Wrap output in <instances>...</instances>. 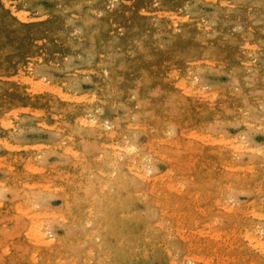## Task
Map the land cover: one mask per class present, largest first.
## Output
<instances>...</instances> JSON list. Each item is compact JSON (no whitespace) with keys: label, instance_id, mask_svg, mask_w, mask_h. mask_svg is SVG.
Returning <instances> with one entry per match:
<instances>
[{"label":"rangeland","instance_id":"rangeland-1","mask_svg":"<svg viewBox=\"0 0 264 264\" xmlns=\"http://www.w3.org/2000/svg\"><path fill=\"white\" fill-rule=\"evenodd\" d=\"M0 7V264H264V0Z\"/></svg>","mask_w":264,"mask_h":264},{"label":"bare ground","instance_id":"bare-ground-1","mask_svg":"<svg viewBox=\"0 0 264 264\" xmlns=\"http://www.w3.org/2000/svg\"><path fill=\"white\" fill-rule=\"evenodd\" d=\"M169 1H170V0H169ZM104 2H105V1H104ZM99 3H100V1H99ZM3 5H4V4H3ZM109 5H110V4H109ZM112 5H113V4H112ZM100 7H101V6H100ZM112 7H113V6H112ZM0 8H1V7H0ZM8 8H9V7H8ZM108 8H109V7H108ZM110 9H111V8H110ZM0 10H1V9H0ZM0 12H1V11H0ZM90 15H91V14H90ZM5 17H6V16H5ZM91 19H92V18L90 17V20H91ZM200 19H201V18H200ZM221 19H222V17H221ZM7 20H8V19H7ZM1 21H2V20H1ZM90 24H91V23H90ZM234 24H235V23H234ZM12 26H13V25H12ZM8 27H9V26H8ZM231 27H232V26H231ZM6 28H7V27H6ZM40 28H42V27H40ZM8 29H9V28H8ZM38 29H39V28H38ZM43 29H44V28H43ZM0 30H2V29L0 28ZM23 30H24V29H23ZM25 30H26V29H25ZM45 30H46V29H45ZM42 31H43V30H42ZM2 33H3V32H2ZM12 33H13V32H12ZM14 33H16V32H14ZM24 33H25V32H24ZM5 34H6V33H5ZM16 34H18V33H16ZM49 34H50V33H49ZM98 34H99V32H98ZM96 35H97V33H96ZM93 36H95V35H93ZM98 36H99V35H98ZM11 37H12V36H11ZM25 37H26V36H25ZM6 39H7V38H6ZM6 39H5V40H6ZM8 39H9V38H8ZM8 39H7V40H8ZM95 39H97V37H96ZM187 39H188V38H187ZM25 40H26V39H25ZM188 41H189V40H188ZM4 42H6V41H4ZM20 43H21V41H20ZM20 43H19V44H20ZM22 43H23V42H22ZM97 45H98V44H97ZM233 45H234V44H233ZM233 45H232V46H233ZM95 46H96V45H95ZM97 47H98V46H97ZM97 47H96V48H97ZM234 47H235V46H234ZM12 48H13V47H12ZM16 48H17V47H16ZM98 48H99V47H98ZM98 48H97V49H98ZM18 49H19V48H18ZM49 50H50V49H49ZM95 50H96V49H95ZM232 50H233V49H232ZM96 51H97V50H96ZM12 52H13V51H12ZM15 52H16V51H15ZM225 53H226V52H225ZM12 54H13V53H12ZM12 54H11V55H12ZM96 54H98V52H97ZM228 54H229V53H228ZM231 54H232V53H231ZM0 55H1V54H0ZM12 56H13V55H12ZM226 56H227V55H226ZM92 57H93V56H92ZM91 61H92V59H91ZM91 61H90V62H91ZM0 66H2V65H0ZM4 66H5V65H4ZM5 68H6V67H5ZM5 68H4V69H5ZM115 79H116V78H115ZM117 79H118V78H117ZM69 80H70V79H69ZM237 80H238V79H237ZM193 81H194V80H193ZM237 82H238V81H237ZM116 83H117V82H116ZM118 83H119V82H118ZM238 83H239V82H238ZM194 84H195V81H194ZM233 85H236V84H233ZM116 94H117V92H116ZM5 95H6V94H5ZM118 96H120V94H119ZM118 96H117V97H118ZM1 97H2V96H1ZM6 97H7V96H6ZM9 98H10V97H9ZM4 99H6V98H4ZM9 100H10V99H9ZM6 101H7V100H6ZM117 101H118V100H117ZM7 102H8V101H7ZM3 103H4V102H3ZM8 103H9V102H8ZM100 105H101V104H100ZM90 107H92V106H90ZM94 109H95V108H94ZM98 109H99V108H98ZM102 111H103V110H102ZM87 112H88V111H87ZM93 112H94V111H93ZM96 112H97V111H96ZM85 113H86V112H85ZM88 113L90 114L91 112H88ZM91 114H92V113H91ZM95 114H96V113H95ZM100 115H101V114H100ZM100 115H99V116H100ZM87 119H88V118H87ZM24 121H25V120H24ZM83 121H84V120H83ZM16 122H17V121H16ZM86 122H87V121H86ZM96 122H97V121H96ZM104 122H105V121H104ZM111 122H113V121H111ZM119 122H121V121H119ZM90 123H91V122H90ZM92 123H93V122H92ZM4 124H5V122H4ZM101 124H102V123H101ZM104 124H105V123H104ZM9 125H11V123H10ZM102 125H103V124H102ZM25 126H26V125H25ZM30 126H31V125H30ZM87 126H88V124H87ZM96 126H97V125H96ZM11 127H12V126H11ZM99 127H100V126H99ZM17 128H19V126H18ZM23 128H24V127H23ZM99 129H100V128H99ZM122 129H123V128H122ZM13 130H14V129H13ZM16 130H18V129H16ZM75 130H76V129H75ZM95 130H96V129H95ZM95 130H94V131H95ZM118 130H119V129H118ZM122 131H123V130H122ZM124 131H125V130H124ZM120 132H121V131H120ZM126 132H127V131H126ZM126 132H125V133H126ZM238 133H239V132H238ZM121 134H122V133H121ZM127 135H129V133H128ZM84 136H85V135H84ZM89 136H90V135H89ZM78 137H79V136H78ZM82 138H83V137H82ZM79 139H80V138H79ZM126 139H127V137H126ZM91 140H92V139H91ZM121 140H122V139H121ZM87 141H88V140H87ZM123 141H124V140H123ZM123 141H122V142H123ZM129 143H130V142H129ZM91 144H92V143H91ZM126 144H127V143H126ZM132 144H133V143H132ZM240 144H241V143H240ZM128 145H129V144H128ZM128 145H127V146H128ZM133 147H134V146H133ZM121 149H122V148H121ZM38 150H39V149H38ZM123 150H124V148H123ZM94 152H95V151H94ZM124 152H125V150H124ZM126 152H128V151H126ZM35 153H36V152H35ZM92 153H93V152H92ZM131 154H132V153H131ZM131 154H130V155H131ZM29 155H30V154H29ZM33 155H35V154H33ZM102 155H103V154H102ZM127 155H129V154H127ZM35 156H36V155H35ZM109 156H110V154H109ZM143 156H144V155H143ZM111 157H112V156H111ZM129 157H130V156H129ZM140 157H141V156H140ZM144 157H145V156H144ZM29 158H30V156H29ZM31 158H32V156H31ZM133 158H134V157H133ZM136 158H137V156H136ZM32 159H33V158H32ZM100 159H101V158H100ZM102 159H103V158H102ZM107 159H108V158H107ZM140 159H141V158H140ZM103 160H104V159H103ZM116 160H117V159H116ZM134 160H135V159H134ZM29 161H30V160H29ZM95 161H96V160H95ZM104 161H105V160H104ZM112 161H113V159H112ZM128 161H129V160H128ZM132 161H133V160H132ZM135 161H136V160H135ZM105 162H106V161H105ZM129 162H130V161H129ZM129 162H128V163H129ZM112 163H113V162H112ZM132 163H133V162H132ZM141 163H142V162H141ZM108 164H109V163H108ZM21 165H22V164H21ZM123 165H124V164H123ZM130 165H131V164H130ZM130 165H129V166H130ZM25 166H26V165H25ZM101 166H102V164H101ZM112 166H113V164H112ZM124 166H125V165H124ZM144 166H145V164H144ZM144 166H142V167H144ZM21 167H22V166H21ZM103 167H104V166H103ZM106 168H107V167H106ZM112 168H113V167H112ZM114 168H115V167H114ZM126 168H127V167H126ZM140 168H141V167H140ZM39 169H40V168H39ZM41 169H42V168H41ZM108 169H111V168H108ZM144 169H145V167H144ZM146 169H147V168H146ZM35 170H36V168H35ZM37 170H38V169H37ZM48 170H49V169H48ZM127 170H129V169H127ZM101 171H102V170H101ZM114 171H115V170H114ZM123 171H124V170H123ZM94 172H95V171H94ZM97 172H98V171H97ZM105 172H106V171H105ZM107 172H108V171H107ZM112 172H113V171L109 172L108 175H109L110 173H112ZM143 172H145V171H143ZM143 172H142V173H143ZM146 172H147V171H146ZM17 173H18V172H17ZM98 173H99V172H98ZM52 174H53V173H52ZM96 174H97V173H96ZM121 174H122V173H121ZM125 174H126V173H125ZM103 175H104V173H103ZM126 175H127V174H126ZM126 175H125V177H126ZM19 176H20V175H19ZM136 176H137V175H136ZM138 176H141V175H138ZM138 176H137V177H138ZM142 176H143V175H142ZM142 176H141V177H142ZM82 177H83V176H82ZM88 177H89V176H88ZM131 177H132V176H131ZM7 178H8V177H7ZM11 178H13V177H11ZM108 178H109V176H108ZM15 179H16V178H15ZM75 179H76V178H75ZM80 179H81V178H80ZM80 179H79V181H80ZM140 179H141V178H140ZM33 180H34V179H33ZM36 180H37V178H36ZM81 180H82V179H81ZM100 180H101V179H100ZM105 180H106V179H105ZM105 180H104V181H105ZM123 180H124V179H123ZM132 180H133V179H132ZM5 181H6V180H5ZM27 181H28V180H27ZM85 181H86V179H85ZM85 181H84V182H85ZM90 181H91V179H90ZM115 181H117V180H115ZM15 182H16V181H15ZM34 182H35V180H34ZM134 182H136V181H134ZM24 183H25V182H24ZM73 183H74V182H73ZM105 183L107 184V182H105ZM105 183H104V184H105ZM9 184H11V183H9ZM80 184H81V182H80ZM87 184H88V183H87ZM106 184H105V187L107 186ZM137 184H138V183H137ZM7 185H8V184H7ZM138 185H140V183H139ZM9 186H10V185H9ZM16 186H17V185H16ZM69 186H70V185H69ZM69 186H68V187H69ZM71 186H72V185H71ZM68 187H67V188H68ZM72 187H73V186H72ZM133 187H134V186L132 185V188H133ZM99 188H100V187H99ZM118 188H121V187H118ZM71 189H72V188H71ZM75 189H76V188H75ZM101 189H102V187H101ZM103 189H106V188H103ZM107 189H108V187H107ZM135 189H138V188H135ZM69 190H70V188H69ZM101 191L103 192V190H101ZM135 191H136V190H135ZM135 191H134V192H135ZM74 193H75V192H74ZM71 194H72V193H71ZM103 194H104V193H103ZM104 195H105V194H104ZM79 196H80V193H79ZM81 196H82V195H81ZM112 196H113V195H112ZM80 198H81V197H80ZM79 202H80V201H79ZM116 202H117V200H116ZM12 203H13V202H12ZM85 203H87V202L85 201ZM85 203H84V204H85ZM93 203H94V202H93ZM21 204H22V203H21ZM82 204H83V203H82ZM82 204H81V205H82ZM17 205H18V204H17ZM77 206H79V205H77ZM77 206H76V207H77ZM18 207H19V206H18ZM23 207H24V205H23ZM76 207H75V208H76ZM20 208H21V207H20ZM89 208H91V207H89ZM145 208L147 209V207H145ZM16 209H17V208H16ZM25 209H26V208H25ZM72 209H73V208H72ZM83 209H84V208H83ZM83 209H82V210H83ZM146 209H145V210H146ZM17 210L19 211V209H17ZM20 210H22V208H21ZM76 210H79L78 207H77ZM76 210H74L75 213L77 212ZM89 210H91V209H89ZM110 210H111V209H110ZM74 211H71V212H74ZM84 211H85V209H84ZM12 212H13V211H12ZM30 212H31V211H30ZM30 212H29V213H30ZM78 212H80V211H78ZM81 212H82V211H81ZM90 212H91V211H90ZM131 212H132V211H131ZM134 212L136 213V211H134ZM145 212H146V211H145ZM147 212H148V210H147ZM10 213H11V212H10ZM88 213H89V212H88ZM88 213H87V215H88ZM109 213H110V211H109ZM126 213H127V212H126ZM143 213H144V212H143ZM71 214H72V213H71ZM76 214H78V213H76ZM76 214H75V215H76ZM84 214H85V213H84ZM91 214H92V213H91ZM91 214H90V215H91ZM129 214H131V213H129ZM7 215H9V213H8ZM69 215H70V214H69ZM92 215H93V214H92ZM122 215H123V214H122ZM127 215H128V214H127ZM73 216H74V214H73ZM73 216H72V217H73ZM78 216H80V213H79ZM95 216H96V215H95ZM95 216H94V217H95ZM124 216H125V214H124ZM124 216H123V217H124ZM130 216H131V215H130ZM29 217H31V216H29ZM80 217H81V216H80ZM83 217H84V216H83ZM125 217H126V216H125ZM37 218H38V217H37ZM37 218H36V219H37ZM81 218H82V217H81ZM86 218H87V217H86ZM149 218H150V217H149ZM31 219H33V217H32ZM76 219H77V218H76ZM83 219H85V218H83ZM72 220H73V219H72ZM85 220H86V219H85ZM85 220H84V221H85ZM100 220H102V219H100ZM29 221H31L30 218H29ZM33 221H34V220H33ZM39 221H40V219H39ZM41 221H42V220H41ZM73 221H74V220H73ZM76 221H77V220H76ZM78 221H79V218H78ZM80 221H81V220H80ZM80 221H79V224L81 223ZM114 221H115V218H114ZM31 222H32V221H31ZM98 222H99V221H98ZM29 223H30V222H29ZM32 223H33V222H32ZM37 223H38V222H37ZM70 223H71V221H70ZM86 223H88V222H86ZM100 223H101V222H100ZM130 223H131V222H130ZM130 223H129V225H130ZM140 223H141V222H140ZM140 223H139V224H140ZM10 224H11V223H10ZM34 224H35V223H34ZM38 224H39V223H38ZM38 224L35 225L34 228L31 229V232H32L31 235L33 234L32 236H34V237H33L34 239H33L32 237H31V238H32L33 240H35V237H37V239L41 241V239H43L44 236L41 235V231H40L41 228H38ZM41 224H43V223H41ZM97 224H99V223H97ZM120 224H121V223H120ZM126 224H127V223H126ZM28 225H29V224H28ZM30 225H31V224H30ZM72 225H73V224H72ZM99 225H100V224H99ZM103 225H104V224H103ZM40 226H41V225H40ZM125 226H126V225H125ZM132 226H133V225H132ZM135 226H136V225H135ZM135 226H134V227H135ZM139 226H140V225H139ZM31 227H32V226H31ZM42 227H43V226H42ZM83 227H84V226H83ZM72 228H73V227H72ZM103 228H104V226H103ZM131 228H132V227H131ZM95 229H96V228H95ZM95 229H94V230H95ZM42 230H43V228H42ZM89 230H90V229H89ZM89 230H88V231H89ZM92 230H93V229H92ZM104 230H105V229H104ZM25 231H26V230H25ZM47 231H48V230H47ZM95 231H96V230H95ZM28 232H30V231H27V233H28ZM45 232H46V231H45ZM93 232H94V231H93ZM144 232H145V231H144ZM22 233H23V232H22ZM27 233H26V234H27ZM26 234H25V235H26ZM43 234L45 235V233H43ZM93 234H94V233H93ZM148 234H149V233H148ZM29 235H30V234H29ZM85 235H86V234H85ZM98 235H99V234H98ZM19 236H20V235H19ZM26 236H28V235H26ZM77 236H78V232H77ZM89 236H91V235L89 234ZM89 236H88V233H87V236H86V237H89ZM92 236H94V235H92ZM110 236H111V235H110ZM256 236H257V235H256ZM47 237H48V235L46 236V238H47ZM80 237H81V236H80ZM80 237H79V238H80ZM84 237H85V236H84ZM95 237H96V236H95ZM143 237H144V236H143ZM147 237L150 238L149 236H147ZM12 238H13V237H12ZM21 238H22V237H21ZM31 238L29 237V238H28V241H29V239H31ZM151 238H153V237H151ZM14 239H15V238H14ZM48 239H49V238H48ZM89 239H90V238H89ZM140 239H142V238H140ZM140 239H139V240H140ZM143 239H144V238H143ZM260 239H261V238H260ZM15 240H16V239H15ZM38 240H37V241H38ZM46 240H47V239H46ZM46 240L43 241V242H45V243H43V244H46ZM77 240H78V239H77ZM79 240H80V239H79ZM81 240H82V239H81ZM81 240H80V241H81ZM117 240H118V239H117ZM120 240H121V239H120ZM125 240H126V239H125ZM125 240H124V241H125ZM49 241H50V240H48V242H49ZM70 241H71V240H69V242H70ZM89 241H90V240H89ZM121 241H122V240H121ZM128 241H129V240H128ZM128 241H127V242H128ZM142 241H143V240H142ZM154 241H155V240H154ZM252 241H253V240H252ZM254 241H255V240H254ZM254 241H253V242H254ZM20 242H21V241H20ZM35 242H36V241H35ZM35 242H34V243H35ZM118 242H119V241H118ZM125 242H126V241H125ZM131 242H132V241H131ZM143 242H144V241H143ZM152 242H153V241H152ZM257 242H258V241H257ZM32 243H33V242H32ZM38 243H39V241H38ZM38 243H37V244H38ZM49 243H50V242H49ZM49 243H48V244H49ZM70 243H71V242H70ZM78 243H79V242H78ZM100 243H101V242H100ZM128 243H129V242H128ZM135 243H138V241L135 242ZM146 243H147V242H146ZM261 243H262V242H261ZM19 244H20V243H19ZM25 244H26V243H25ZM35 244H36V243H35ZM39 244H40V243H39ZM43 244H41V245H43ZM72 244H73V242H72ZM72 244H71V245H72ZM75 244H76V243H75ZM80 244H81V243H80ZM119 244H121V243H119ZM142 244H143V243H142ZM255 244H256V243H255ZM262 244H263V243H262ZM262 244H261V245H262ZM81 245H82V244H81ZM103 245H104V244H103ZM130 245H131V244H130ZM137 245H138V244H137ZM139 245H140V244H139ZM258 245H260V244H258ZM26 246H28V245H26ZM43 246H44V245H43ZM43 246H42V247H43ZM47 246H49V245H47ZM47 246H45V247L47 248ZM74 246H75V245H74ZM99 246H100V245H99ZM45 247H44V248H45ZM145 247H146V246H145ZM254 247H256V245H255ZM257 247H258V246H257ZM257 247H256V248H257ZM259 247H260V246H259ZM23 248H24V246H23ZM73 248H74V247H73ZM89 248H92V247H89ZM130 248H131V247H130ZM133 248H134V247H133ZM261 248H262V247H261ZM131 249H132V248H131ZM51 250H52V249H51ZM90 250H91V249H90ZM120 250H121V249H120ZM260 250H261V249H260ZM27 251H28V250H27ZM46 251H47V250H46ZM46 251H45V252H46ZM49 251H50V250H49ZM52 251H53V250H52ZM85 251H86V250H85ZM88 251H89V250H88ZM121 251H122V250H121ZM262 251H263V250H262ZM92 252H93V251H91V254H92ZM102 252H103V251H102ZM131 252H132V251H131ZM86 253H87V252H86ZM106 253H107V252H106ZM154 253H155V252H154ZM261 253H262V252H261ZM48 254H49V253H48ZM76 254H77V253H76ZM76 254H75V255H76ZM140 254H141V253L136 254V252L131 253V254H129V255H130L129 258H131L132 260H134L135 258L140 257V256H141ZM16 255H18V254L16 253ZM110 256H111V255H110ZM126 256H127V255H126ZM262 256H263V255H262ZM32 257H33V256L31 255V258H32ZM104 257H105V256H104ZM48 258H49V257H48ZM48 258H47V259H48ZM75 258H76V257H74V259H75ZM83 258H84V257H83ZM119 258H120V257H119ZM124 258H125V257H124ZM16 259H17V258H16ZM96 259H97V258H96ZM100 259H101V258H100ZM19 260H20V259H18V261H19ZM32 260H33V258H32ZM32 260H31V261H32ZM83 260H84V259H83ZM85 260H86V259H85ZM85 260H84V261H85ZM152 260H153V259H152ZM16 261H17V260H16ZM97 262H98V261H97ZM100 262H101V261H100ZM131 262H132V261H131ZM134 262H135V261H134ZM17 263H18V262H17ZM20 263H21V262H20ZM121 263H122V261H121ZM259 263H260V262H259ZM93 264H95V263H93ZM117 264H118V263H117Z\"/></svg>","mask_w":264,"mask_h":264}]
</instances>
